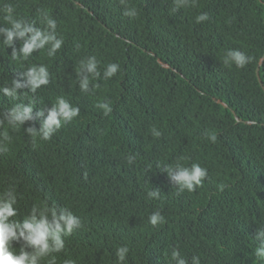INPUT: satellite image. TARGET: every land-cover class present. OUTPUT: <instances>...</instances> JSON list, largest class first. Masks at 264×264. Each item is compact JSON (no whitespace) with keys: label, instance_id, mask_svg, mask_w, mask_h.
Returning a JSON list of instances; mask_svg holds the SVG:
<instances>
[{"label":"trees","instance_id":"1","mask_svg":"<svg viewBox=\"0 0 264 264\" xmlns=\"http://www.w3.org/2000/svg\"><path fill=\"white\" fill-rule=\"evenodd\" d=\"M6 3L41 28L47 13L64 40L54 57L37 50L14 61L0 38V86L32 64L50 73L35 94L21 89L14 100L0 93V114L35 102L34 118L18 130L0 125V136L7 130L11 137L0 150V192L15 190V219L37 203L81 219L56 264H116L120 246L130 250L125 264H169L165 254L173 247L189 264L193 255L201 264H264L255 255L264 228V0H196L178 11L174 0H128L135 18L124 15L120 0H0V8ZM201 13L209 19L197 23ZM229 50L250 62L225 65ZM91 56L101 73L109 63L120 68L84 93L78 69ZM60 97L78 106L79 116L50 140H34L25 129H39L36 114L44 108L46 117ZM100 102L111 103L107 116ZM153 127L161 136L151 134ZM178 160L208 169L194 192H178L161 171ZM152 189H159L158 200L147 197ZM155 211L164 222L153 227L148 217ZM13 246L19 251V243Z\"/></svg>","mask_w":264,"mask_h":264},{"label":"clouds","instance_id":"2","mask_svg":"<svg viewBox=\"0 0 264 264\" xmlns=\"http://www.w3.org/2000/svg\"><path fill=\"white\" fill-rule=\"evenodd\" d=\"M124 6V15L135 18L138 16V10L135 6L128 3V0H120ZM196 0H174L173 11L194 7ZM3 13L4 24L0 25V38L3 45L12 47L11 59L14 61H27L34 51L44 50L48 57H54L58 50L64 44L62 37L57 34V22L47 13L43 14V28L37 27L35 22L20 16L16 12V7L12 3H6L0 8ZM196 22L202 23L209 19L207 13H201L196 16ZM19 38L21 46H14V39ZM79 47V46H77ZM248 57L240 50H229L223 57V63L228 66L234 65L238 69L244 68L249 62ZM99 61L95 56L81 60L78 69V82L82 92L89 93L99 87L98 84L92 85L91 82L103 79L109 80L119 71V64L109 63L103 70H99ZM50 83L49 69L44 64H32L20 73V76L14 78L10 85L0 86V93L8 98L20 99L21 89H27L35 94L42 86ZM34 101L29 103H16L6 112L0 114V125L6 123L8 128L19 129L27 121L32 120L34 112ZM99 109L103 110L104 115L112 112L110 102H100L97 104ZM80 114V108L72 105L67 99L57 98L51 107L41 110L36 114L42 117L41 127L29 126L25 132L34 140L48 141L52 138L64 124H67L77 118ZM151 134L154 137L161 136V131L153 127ZM207 138L215 142V134H207ZM11 140L7 130L0 136V143L4 144L6 150L7 143ZM134 155L127 156L128 164L135 161ZM181 160L186 158L181 157ZM161 171H167L168 177L176 185L178 192H194L196 188L201 187L208 176V169L200 163H191L189 166L181 163L179 160L175 164H166ZM223 190L224 185L221 184ZM149 199H159V189L150 190L147 193ZM18 197L15 190L11 187L0 192V264H56V253L65 250V237L70 236L75 230L82 227L81 219L67 208L57 209L49 206L47 203L34 204L30 212L22 220L15 219L18 215V209L15 207ZM51 217V218H50ZM164 222V217L160 211L153 212L148 217V223L156 227ZM257 239L261 240L259 247L255 249V255L258 261L264 260V228L259 230ZM22 241V243H21ZM19 243V251L13 245ZM30 249V250H29ZM129 248L120 246L116 249V264H125ZM169 264H189V261L181 254V251L173 247L166 253ZM64 264H75L72 259H65ZM191 264H201L199 255L191 257Z\"/></svg>","mask_w":264,"mask_h":264}]
</instances>
